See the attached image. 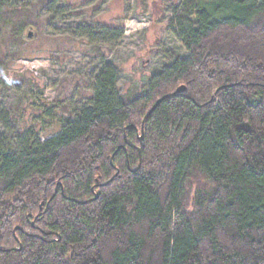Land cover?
<instances>
[{
  "label": "trees",
  "instance_id": "1",
  "mask_svg": "<svg viewBox=\"0 0 264 264\" xmlns=\"http://www.w3.org/2000/svg\"><path fill=\"white\" fill-rule=\"evenodd\" d=\"M174 22L186 53L144 93L108 61L59 132L0 134V264H264V0Z\"/></svg>",
  "mask_w": 264,
  "mask_h": 264
},
{
  "label": "rangeland",
  "instance_id": "2",
  "mask_svg": "<svg viewBox=\"0 0 264 264\" xmlns=\"http://www.w3.org/2000/svg\"><path fill=\"white\" fill-rule=\"evenodd\" d=\"M4 1L0 134L10 150L30 127L43 140L60 131L68 111L83 110L102 63L116 68L119 95L129 99L186 53L174 22L184 0Z\"/></svg>",
  "mask_w": 264,
  "mask_h": 264
},
{
  "label": "water",
  "instance_id": "3",
  "mask_svg": "<svg viewBox=\"0 0 264 264\" xmlns=\"http://www.w3.org/2000/svg\"><path fill=\"white\" fill-rule=\"evenodd\" d=\"M28 35H29V36H32V32L30 31V32L28 33ZM184 90H185V86H184V85H181L180 87L177 88V90H176V92H175L174 94H177V93L182 92V91H184ZM168 96H169V95H165V96H163L162 98H160V99L155 103V105L152 107L150 113H151V112L157 107V105H158V104H159L164 98H166V97H168ZM146 118H147V117L144 118L143 123L145 122ZM143 127H144V125H142V134H141L140 138L143 137V133H144V129H143Z\"/></svg>",
  "mask_w": 264,
  "mask_h": 264
}]
</instances>
